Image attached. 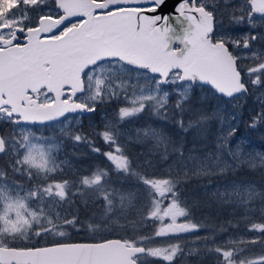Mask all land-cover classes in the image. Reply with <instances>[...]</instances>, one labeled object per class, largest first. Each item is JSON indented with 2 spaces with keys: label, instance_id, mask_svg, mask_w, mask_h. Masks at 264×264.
<instances>
[{
  "label": "snow or ice",
  "instance_id": "6c2138e0",
  "mask_svg": "<svg viewBox=\"0 0 264 264\" xmlns=\"http://www.w3.org/2000/svg\"><path fill=\"white\" fill-rule=\"evenodd\" d=\"M170 3L0 0V122L8 128L0 133V264H186L189 257L264 264V188L233 183L214 190L217 202L232 208L219 224L195 221L180 195L193 177L223 176L241 164L264 168V153L232 144L242 115L192 103L199 88L233 104L255 89L260 108L244 123L264 129V0H176L164 14ZM121 100L98 133L106 150L91 139L95 130L62 128L56 139L37 134L40 126ZM146 109L183 133L204 135L215 121L216 150L185 156L182 140L149 125L137 130L136 142L163 149L161 161L175 153L179 171L169 165L167 178L147 175L118 142L120 125ZM65 139L87 145L110 167L70 178L58 158ZM128 180L135 183L126 186ZM120 219V238L51 239L81 230L99 235Z\"/></svg>",
  "mask_w": 264,
  "mask_h": 264
},
{
  "label": "rangeland",
  "instance_id": "374dc122",
  "mask_svg": "<svg viewBox=\"0 0 264 264\" xmlns=\"http://www.w3.org/2000/svg\"><path fill=\"white\" fill-rule=\"evenodd\" d=\"M169 88H171V86H169ZM193 95L196 100L195 104L197 103V100H198L199 104L203 105L205 109L209 108L211 110L213 107L220 106L227 113H232L233 111H236L238 116L242 115L243 120L238 118L235 121V125L238 127L239 130L236 136L232 138V144L235 145L239 141L242 144L245 152L250 151L252 153H257V152L264 153V129L252 130V129H249L244 123V121L247 120L248 116L251 115L254 110H259L260 102L257 99V97L260 96L261 93L253 89V94L249 95L245 99L238 101L236 104H233L228 99L219 97L211 89L207 87L195 89L193 92ZM174 98H175L174 96L169 97L170 103L172 100H174ZM239 105L243 106L242 112L239 111ZM119 106H124L123 100L113 101L110 104H104V105L98 106L97 112L94 113L93 116L83 117L82 119L73 118L69 120L68 122L64 123L62 126L58 128L59 129L58 132L56 131L57 134H55L52 129H50V131H47V135L43 134L44 130H41V132L38 131L37 134L42 135V136H47L52 139H56L57 137L60 136L62 128H78V129H82L86 133H89L90 135L92 134L93 130H95L97 135H91V139L94 141L96 146L100 147L101 149L106 150L108 146L103 142L102 137L98 135V133H101L102 131L105 130L106 121H112L115 119V114ZM145 115L146 113L144 112L140 114L139 116L125 120L124 123L120 125L121 136L118 141L119 143H125L126 151L128 155L133 160H139L140 162L149 159L152 155H155V154H159L160 156V153L163 151V149L155 148L151 140H145L142 143L136 142L135 137L137 134V130L147 128L145 126V122L143 119V116ZM151 118L155 119V116L151 115ZM0 125H3V123L0 122ZM174 126L175 127H172V130L168 129V131L170 133H175L176 137L178 136V138L175 137L173 139L175 142L179 143L181 140L183 141L185 156H188L191 153V154L203 157L204 154L208 152H214L216 150L215 142H216V137L219 133V128L217 127V124L215 121L211 122L208 128L209 132L212 135L213 147L206 149V150L198 148L193 142L194 139L191 136H187L183 134V132L181 131L178 133V127L176 125ZM152 127L158 128V124H155ZM193 131L196 134H198L199 132L195 128H193ZM199 135H201L200 132H199ZM206 136L207 135L205 134L204 137ZM80 145H81V148L79 147V144L73 143L72 141L65 139L62 145V150L58 154V158L66 162L63 165V167L66 170V174L70 178L75 179V176L73 175V172L75 171L88 173L95 169H106L110 167L109 162H107L102 156H98L96 153L90 151L87 145L82 144V143ZM157 162L164 164L166 166L165 168V171H167L166 173H168L169 171V165H171L173 168V174L179 171V168L177 167V158H176L175 153H171L168 156L167 161H161L160 158L158 157ZM69 164L72 166L71 170L68 169ZM245 171L256 172L257 178L264 177V168L257 167L255 169H250L246 164H241L239 168H237L235 171H229L226 175L193 177L186 183H182L181 186L185 185L184 189H187L186 184L190 188V185L193 183L194 185L193 187H198V189H201L203 194H205L207 197L211 199H214L217 202V198L213 196V191L216 190L217 188L223 190V188L226 185L231 186L233 183H237V184L253 183L255 184V182H253L255 181V178H253V176L248 175V178H241L240 176L237 177V174L243 173ZM229 175H233V176L230 177ZM195 181H197L198 183L197 184L194 183ZM124 183L126 186H132L135 183V181L128 180V181H125ZM218 204L221 205L220 203ZM224 206L226 209L232 210L230 206L228 205H224ZM208 209L209 207L208 208L204 207L203 211H207ZM238 213L240 212L236 211L235 215H238ZM203 214L204 216H206L207 212H204ZM122 222H123L122 219H120L118 223L114 224L111 227V230L119 228V223H122ZM148 224L149 226L151 225L149 221H148ZM149 230H150V227L144 229V231H149ZM241 233L246 234L243 232ZM200 234L203 235L204 232L202 231ZM193 235H195V233ZM249 247H253V246H249ZM255 248L257 251H260L258 246H255ZM203 258H207V257H203Z\"/></svg>",
  "mask_w": 264,
  "mask_h": 264
},
{
  "label": "trees",
  "instance_id": "16d2710c",
  "mask_svg": "<svg viewBox=\"0 0 264 264\" xmlns=\"http://www.w3.org/2000/svg\"><path fill=\"white\" fill-rule=\"evenodd\" d=\"M193 102L195 104L196 102L195 97L192 103ZM207 110H210V109L208 108ZM145 113L146 115L143 116V119H144L146 127H148L149 125L154 126L155 124H158V128H163L164 131L167 132L173 139L176 137L175 133H170L168 131V129L172 130V127H175L173 124H171L170 122L162 121L158 119L157 117H155V119L151 118V115L148 113L147 109L145 110ZM171 114L172 113L170 111L169 115ZM195 115L196 113L193 112L191 114V118H195ZM184 119L187 122V120L189 119V114L186 113ZM180 131L181 130L178 128V133ZM183 134L187 136H191L194 139L193 142L195 143V145L200 149L206 150V149L213 147L212 135L209 132V130L206 133L207 135L206 137H204L205 134L199 135V132L198 134H196L193 131V129H190L187 133H183ZM176 138H178V136ZM79 147L81 148L80 144H79ZM158 157H159V154H155V155H152L149 159L142 161L141 168L149 176L167 178L168 173H166L167 171H165L166 166L164 164L157 162ZM146 161H151L155 167H152V168L147 167L145 164ZM243 173L237 174V177L240 176L241 178H248V175L253 176V178H255V181H253L255 182V185H257L258 187L264 188V177L257 178L256 177L257 173L251 172V171L249 172L245 171ZM229 176L232 177L233 175H229ZM194 183L197 184L198 182L195 181ZM193 186L194 185L192 183L189 188V186L186 184L187 189H184L185 185L183 186L180 185V189H181L180 195H181L182 200L185 201L190 207H192L193 218L195 221L204 220L210 224L211 223L219 224L229 218L230 214L232 213L231 209H226L224 205H219L214 199H211L207 197L205 194H203L201 189H198V187H193ZM204 207H207V208L209 207V209L207 211H203ZM204 212H207L206 216H204L203 214ZM238 215H240V213H238ZM240 231L244 233L243 228H241ZM218 238H222V237H218ZM256 252L258 253L259 251L256 250ZM186 264H212V261L209 258H202V259L199 258L198 259L195 257H189Z\"/></svg>",
  "mask_w": 264,
  "mask_h": 264
},
{
  "label": "flooded vegetation",
  "instance_id": "af4514ba",
  "mask_svg": "<svg viewBox=\"0 0 264 264\" xmlns=\"http://www.w3.org/2000/svg\"><path fill=\"white\" fill-rule=\"evenodd\" d=\"M63 124H61V122H58V123H54V126H40V127H38L37 132L38 131L41 132V130H45L47 127L58 129ZM29 127H32V126H29ZM6 131H8V128L4 124L0 125V133L6 132ZM149 222L151 224V221H149ZM117 229L118 228L111 230V227H110V228H107L105 231H103L99 235H97V233L95 231L90 232V231L81 230L80 232H71L69 234V236H67V237H63V238L52 237L51 239L53 241H55V240H68V241L74 242V243L97 242L102 238H112V239L120 238V236L123 235V233L119 232ZM33 243L41 244L44 242L37 240V241H34Z\"/></svg>",
  "mask_w": 264,
  "mask_h": 264
},
{
  "label": "water",
  "instance_id": "95a60500",
  "mask_svg": "<svg viewBox=\"0 0 264 264\" xmlns=\"http://www.w3.org/2000/svg\"><path fill=\"white\" fill-rule=\"evenodd\" d=\"M175 3H176V0H172V3H170L169 6L163 10L164 11V14H168L169 12H171L172 11V7H173V5ZM84 115L86 116L88 114H84Z\"/></svg>",
  "mask_w": 264,
  "mask_h": 264
}]
</instances>
